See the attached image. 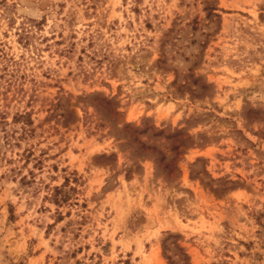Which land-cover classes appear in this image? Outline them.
Returning a JSON list of instances; mask_svg holds the SVG:
<instances>
[{
  "label": "rangeland",
  "instance_id": "rangeland-1",
  "mask_svg": "<svg viewBox=\"0 0 264 264\" xmlns=\"http://www.w3.org/2000/svg\"><path fill=\"white\" fill-rule=\"evenodd\" d=\"M0 264H264V0H0Z\"/></svg>",
  "mask_w": 264,
  "mask_h": 264
},
{
  "label": "trees",
  "instance_id": "trees-1",
  "mask_svg": "<svg viewBox=\"0 0 264 264\" xmlns=\"http://www.w3.org/2000/svg\"><path fill=\"white\" fill-rule=\"evenodd\" d=\"M54 191H55L56 194H57V192H61V191H62V187H57V186H56V187L54 188ZM62 199H63V201H65V200H66V197L63 196ZM55 202H56V203H59V200H58V199H55Z\"/></svg>",
  "mask_w": 264,
  "mask_h": 264
}]
</instances>
